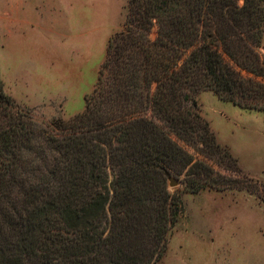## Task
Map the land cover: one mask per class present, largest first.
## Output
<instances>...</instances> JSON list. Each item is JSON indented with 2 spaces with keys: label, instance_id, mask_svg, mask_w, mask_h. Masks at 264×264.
I'll return each mask as SVG.
<instances>
[{
  "label": "trees",
  "instance_id": "16d2710c",
  "mask_svg": "<svg viewBox=\"0 0 264 264\" xmlns=\"http://www.w3.org/2000/svg\"><path fill=\"white\" fill-rule=\"evenodd\" d=\"M263 33L264 0H128L84 110L49 129L0 77V264L160 261L183 211L167 171L238 185L180 142L242 172L195 94L264 112Z\"/></svg>",
  "mask_w": 264,
  "mask_h": 264
},
{
  "label": "rangeland",
  "instance_id": "374dc122",
  "mask_svg": "<svg viewBox=\"0 0 264 264\" xmlns=\"http://www.w3.org/2000/svg\"><path fill=\"white\" fill-rule=\"evenodd\" d=\"M127 2L67 0L70 9L63 24L24 25V16L19 11L15 14L14 0H0V77L4 82L7 78L5 90L12 96L31 87L30 102L15 98L40 127L49 129L54 117L69 119L75 114L67 113L84 110L85 96L97 82L109 40L124 29ZM244 3L239 0L240 5ZM156 35L154 27L150 36ZM259 52L264 58V33ZM15 68L32 82L17 86ZM76 86L79 91L73 96L69 91ZM195 97L202 116L242 172L231 171L230 163L218 156L208 158L180 142L196 160L237 180L238 187L207 186L193 193L185 173L172 174L176 186L167 177V188L180 196L183 211L168 229L167 251L155 264H264V112L225 101L211 89L200 90Z\"/></svg>",
  "mask_w": 264,
  "mask_h": 264
},
{
  "label": "crops",
  "instance_id": "0c3cea01",
  "mask_svg": "<svg viewBox=\"0 0 264 264\" xmlns=\"http://www.w3.org/2000/svg\"><path fill=\"white\" fill-rule=\"evenodd\" d=\"M66 2L67 0H14L15 14L18 15V11H19L20 15L24 16V21H23L24 25H28V24L32 25L35 22H42L47 24L48 23L63 24L65 22L64 17L65 15H68V9H70L69 5ZM75 7L77 8V10L80 9L78 5H76ZM78 14H80L79 11H77V15H76L77 18H79ZM47 18L50 19V21H48ZM13 74H14V81H16L15 84L17 86L19 83L25 84L27 81L31 80V78H27V79L24 78L23 74L21 72H18L16 68L14 69ZM7 81L8 80L5 77L6 86L7 88H9ZM30 90L31 87L29 86L27 87L26 91L24 93H20V95L16 91H14L13 96L22 98L24 102L25 101L30 102L29 101V99H31ZM77 91H79V86L72 87L69 92L72 93V95L74 96L75 92ZM21 94L26 95V97H21ZM84 94L85 92L82 94L83 97ZM80 111H82V109L75 110L72 113H67V115L70 116Z\"/></svg>",
  "mask_w": 264,
  "mask_h": 264
},
{
  "label": "water",
  "instance_id": "95a60500",
  "mask_svg": "<svg viewBox=\"0 0 264 264\" xmlns=\"http://www.w3.org/2000/svg\"><path fill=\"white\" fill-rule=\"evenodd\" d=\"M166 176L168 177L171 186H176L178 184L177 180L171 175L170 172L167 171Z\"/></svg>",
  "mask_w": 264,
  "mask_h": 264
}]
</instances>
